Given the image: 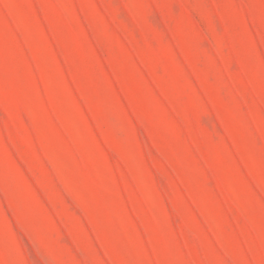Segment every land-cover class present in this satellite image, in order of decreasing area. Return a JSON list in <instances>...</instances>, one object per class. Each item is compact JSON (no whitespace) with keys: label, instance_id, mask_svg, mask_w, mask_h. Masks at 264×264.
Returning a JSON list of instances; mask_svg holds the SVG:
<instances>
[{"label":"rangeland","instance_id":"374dc122","mask_svg":"<svg viewBox=\"0 0 264 264\" xmlns=\"http://www.w3.org/2000/svg\"><path fill=\"white\" fill-rule=\"evenodd\" d=\"M0 264H264V0H0Z\"/></svg>","mask_w":264,"mask_h":264}]
</instances>
